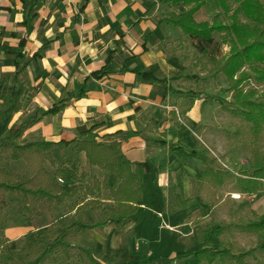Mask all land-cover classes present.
<instances>
[{"label": "crops", "instance_id": "crops-1", "mask_svg": "<svg viewBox=\"0 0 264 264\" xmlns=\"http://www.w3.org/2000/svg\"><path fill=\"white\" fill-rule=\"evenodd\" d=\"M163 11L158 0H0V104L3 97L19 87L24 89L22 109L7 130L0 132V139L16 120L40 118L23 132L22 138L28 141H71L85 137L93 126L97 141L118 142L129 161L148 164L133 216L156 214L161 217L158 229L197 238L199 246L200 228L211 230L222 222L244 225L264 218V180L263 187L249 195L228 183L215 188L211 180L201 178L205 164L198 155L203 147L208 150L207 157H213L206 144L207 137H212L209 123L213 105L223 104V100L205 98L212 95L209 86L187 109L185 94L194 86L191 75L198 71L190 61L192 51L195 54L198 49L202 54L208 50L207 55L215 56L202 46L214 36L180 40L179 30L164 23ZM101 70V77L91 76ZM142 72L156 80L137 74ZM59 105V111L41 116ZM1 140L0 144L6 142ZM244 149L248 156L237 172L224 167L238 177L248 170L250 153ZM7 162L25 164L22 160ZM86 172L99 181L105 175L97 167H88ZM111 181L112 175L108 177ZM99 198L102 208L110 212L108 192ZM214 199L219 203H212ZM51 208L56 211L58 207ZM53 213L49 212L50 218ZM67 213L66 208L62 214ZM133 216L117 230L135 233ZM2 230L8 239L32 233L31 225L24 222ZM243 238L248 246L241 243ZM211 241L221 247L233 244L254 249L247 261L264 264V242L255 234L224 232ZM217 262L221 264H213Z\"/></svg>", "mask_w": 264, "mask_h": 264}, {"label": "trees", "instance_id": "trees-1", "mask_svg": "<svg viewBox=\"0 0 264 264\" xmlns=\"http://www.w3.org/2000/svg\"><path fill=\"white\" fill-rule=\"evenodd\" d=\"M226 1L158 0L167 10L164 23L179 30L180 40H186L188 36L208 40L215 32H225L230 38L229 51L221 57L207 54L191 56L192 65L198 71L191 75L194 86L189 87L185 95L189 109L195 97L207 91L211 80L216 81L221 76L224 78L230 100H223V103L227 105L225 110L239 122L233 135L238 137L242 147L249 150L248 170L242 172L243 177L235 176L220 167L215 158H208V150L201 147L198 157L205 164L201 178L211 180L215 188L228 183L233 189L250 195L263 187L261 180H264V95H258L255 89H245L243 83L249 79L264 83V68L259 67L264 63V0H236L237 7L229 16L227 24L216 20H194V13L206 2H214L226 10ZM181 6L185 9L177 12L176 9ZM238 14H242L247 23L239 22ZM103 73L101 70L91 76L99 78ZM137 74L145 79L156 80L148 72ZM23 91V87H19L2 98L0 132L7 130L13 116L22 109ZM205 98L213 99L214 96L206 94ZM62 105L52 106L41 116L59 111ZM39 119H28L21 123L16 120L7 136L0 139L1 142L6 141L0 144V230L4 229V211L9 205V195L18 199L16 214L23 217L26 226H30L32 220L40 216L41 203L56 207L66 205L68 213L59 218L60 231L57 235L51 232V224L46 227L41 238L21 248L22 257L10 252L9 258H18L12 264H41L45 258L50 259V264H58L59 252L67 259L74 257L81 260V255L69 252L70 237L103 225L110 224L116 229L125 226L136 211V203L142 195L143 177L148 171L147 162L129 161L122 153L120 143L97 141L92 132L93 126L86 130L85 137H76L71 141H28L22 138L23 132ZM194 154L195 151L191 153ZM82 155L89 168L97 167L104 172L102 181L83 170ZM18 160L24 161L27 166L24 174H18L2 164L4 161ZM45 163L51 166L53 172ZM111 175L112 181L109 183L108 177ZM102 191L108 192L111 197L110 212L102 208L103 203L99 200ZM86 209L91 212L100 210L102 214L106 212L107 219L91 224L86 219ZM237 231L255 234L259 241L264 242V218L244 225L222 222L211 230L200 228L198 248L186 254H176V258L185 259V264H192L189 262L191 260L194 264H213L216 261L221 264H251L247 258L254 254V249L246 250L233 244L221 247L211 241L213 236L218 237L224 232L233 235ZM28 234L24 237L27 238ZM5 241L0 237L1 246ZM85 253L89 261L95 264L91 253L87 250Z\"/></svg>", "mask_w": 264, "mask_h": 264}, {"label": "rangeland", "instance_id": "rangeland-1", "mask_svg": "<svg viewBox=\"0 0 264 264\" xmlns=\"http://www.w3.org/2000/svg\"><path fill=\"white\" fill-rule=\"evenodd\" d=\"M236 7V0H227L226 10L214 2H206L202 5L201 13H194V20L196 22L204 20L211 22L216 20L227 24L229 22V16ZM184 8L181 6L176 11L181 12ZM166 11H163L162 15H166ZM237 19L243 24L247 23V19L242 14H238ZM213 36L211 41L203 43L202 46L209 49L210 53L215 56L227 54L230 44L229 36L225 32H215ZM193 50L195 49L193 48ZM207 51H204L202 54H207ZM192 53L193 55L198 54L197 56L202 55L198 49L195 50V54L194 51ZM259 67L264 68V63L260 64ZM243 87L245 89H255L258 95H264V83H256L253 79H249L243 83ZM226 88L227 85L222 76L216 81H210L209 92H211L212 96H216L225 101L230 100L229 95L226 93ZM226 106L225 103L222 104L221 102H215L213 105V117L209 123L210 136L212 135V137H207L206 144L210 147L211 152L209 154L216 159L217 164L223 168L227 166L234 173L237 172V168L245 164V159L248 155L246 149L239 145L238 137L233 135L234 129L239 122L225 110L227 108ZM2 164H7L9 169L18 174H24L27 169L25 164L20 162L8 163L6 161L2 162ZM46 167L50 169L48 164H46ZM88 167L87 163L83 160V170L86 171ZM52 170L51 168L50 171ZM228 187L231 188L229 185ZM102 193L106 197L107 192ZM8 203L9 205L4 211V227L20 226L24 222V219L16 214V208L19 204L18 199L9 195ZM212 203L218 204L219 201L214 199ZM51 207L47 203L40 204L39 210L42 216L35 218L31 222L32 233L27 238L22 236L16 239H8L3 234V230H0V237L6 240L2 246L0 245V264H12L14 261H17V257L9 258L10 252H15L19 257H22L23 254L20 252L21 248L27 246L34 239L41 238L48 225L50 226L52 224L50 228L54 235L59 233L58 221L63 216L62 213L66 212V207H58L56 211L52 210ZM86 210V219L91 224L107 219L105 217L106 212L102 214L99 212L92 213L88 209ZM50 211L54 212L51 218L49 215ZM134 220L137 225L134 230L135 233L130 230H125V228L117 230L108 224L105 228L100 226L94 228V230L86 229L71 236L69 239L71 243L69 252L79 254L82 258L81 260H77L74 257L67 259L62 252H59L58 256L60 259L58 264H94L85 256L86 250L93 256L95 264H134L135 262H139L140 264H185V259H177L176 254L192 252L198 246L196 244L197 238H186L187 235L185 237L179 235V237L176 234L170 233L166 228L158 229L161 217H158L156 214H152V217L145 218L143 215L136 213L133 216ZM196 233L194 232L193 235H196ZM214 243L216 244L217 241H214ZM241 243L244 246H248V241L245 238H243ZM41 264H50V259L45 258ZM215 264L219 263L217 262Z\"/></svg>", "mask_w": 264, "mask_h": 264}]
</instances>
